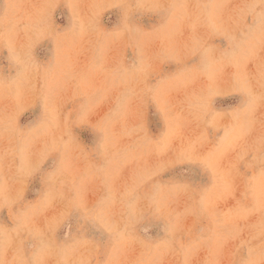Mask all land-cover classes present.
<instances>
[{"label":"rangeland","instance_id":"1","mask_svg":"<svg viewBox=\"0 0 264 264\" xmlns=\"http://www.w3.org/2000/svg\"><path fill=\"white\" fill-rule=\"evenodd\" d=\"M0 264H264V0H0Z\"/></svg>","mask_w":264,"mask_h":264}]
</instances>
